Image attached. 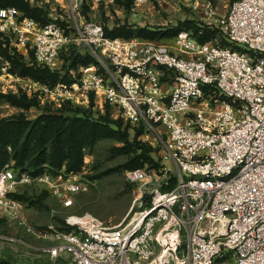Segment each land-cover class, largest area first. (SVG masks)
Listing matches in <instances>:
<instances>
[{
	"label": "built area",
	"instance_id": "2783aa9c",
	"mask_svg": "<svg viewBox=\"0 0 264 264\" xmlns=\"http://www.w3.org/2000/svg\"><path fill=\"white\" fill-rule=\"evenodd\" d=\"M85 1L69 0L67 16L45 23L0 4V36L15 34L38 66L53 70L71 48L91 54L92 62L69 70L70 81L44 88L47 100L89 106L93 96L150 130L162 127L176 182L144 167L127 169L139 190L130 219L109 225L90 212H68V228L36 231L13 196L19 187L42 186L69 208L90 184L64 170L34 174L6 163L0 211L45 239L40 253L54 263L216 264L230 252L235 264H264V0H234L219 15L212 0H174L202 7L234 46L201 43L187 30L171 44L111 37L101 25L78 21ZM21 241L0 231V250Z\"/></svg>",
	"mask_w": 264,
	"mask_h": 264
},
{
	"label": "rangeland",
	"instance_id": "374dc122",
	"mask_svg": "<svg viewBox=\"0 0 264 264\" xmlns=\"http://www.w3.org/2000/svg\"><path fill=\"white\" fill-rule=\"evenodd\" d=\"M33 6L42 8L48 18L56 14L68 15L69 0H28ZM216 6L217 15L223 14L228 9L232 0H212ZM80 23H96L103 29L112 30L115 27L126 25L134 32L140 28H145L150 32L149 36L132 34L125 39L137 38L140 40L156 41L171 44L179 33L185 21L192 23L185 24L189 30L196 27L206 28L209 33L208 42L227 44L234 46L226 33L216 25L214 19L203 13V8L177 4L174 0H149L148 3L139 6H132L131 9L124 8L119 0H86L80 11L78 18ZM179 29H181L179 31ZM187 30V31H189ZM190 32V31H189ZM123 36V35H121ZM8 40L9 53L20 59L27 66L35 63L34 54L31 47L23 46L15 34L11 37H1ZM5 46V43H4ZM75 51L71 48L62 53L58 63L57 71L68 75L67 81L72 76L69 70L77 72L82 64H70L69 56ZM87 54L84 53L82 55ZM48 79L36 78L34 75L22 74L20 66L0 51V118L11 117L23 114L29 119L36 118L43 111L58 112L59 108L69 102H64L59 107L51 103L46 98L44 88L49 85ZM25 95L34 104L29 107H19L6 99L4 94ZM72 105V104H71ZM90 118L96 119L107 116L105 124L116 127L121 126L129 135L130 142L144 144L150 148L152 160L144 159L142 167L155 173L160 180L170 178V185L176 182V163L167 156L164 145L165 132L162 127L156 131L150 130L140 119L131 121L127 119L119 107L108 104L100 106L91 97L89 106L85 107ZM103 123V121H101ZM104 124V123H103ZM86 132L82 140L83 164L79 171L69 172L76 174L80 179L89 182L87 191H80L74 194V203L71 207L65 208L63 204L53 196L48 190L38 185H27L18 188V194L31 196L38 199V203H31L29 200H21L23 208L21 210L22 219L28 222L34 230L43 231L49 224L58 227L68 228L66 220L68 212L84 213L90 212L101 218L109 225H116L125 218L130 219L139 209L138 185L130 182L126 178V163L138 151L131 150L120 136L108 132L99 126L85 127ZM9 163L15 164L12 159ZM165 168H168L167 173ZM163 189H167L165 185ZM152 195L146 194L142 200L144 205H148ZM0 231L18 236L22 239L20 243L13 244L10 248L0 250V258L9 259L21 264H69L65 257L60 258L58 263L51 261L45 253L41 252V247L46 244V240L38 234L34 235L26 231L20 220L5 215L0 211ZM216 264H234L232 255L224 259H217Z\"/></svg>",
	"mask_w": 264,
	"mask_h": 264
},
{
	"label": "trees",
	"instance_id": "16d2710c",
	"mask_svg": "<svg viewBox=\"0 0 264 264\" xmlns=\"http://www.w3.org/2000/svg\"><path fill=\"white\" fill-rule=\"evenodd\" d=\"M133 2L134 0H119V3L127 9L132 8ZM0 4L6 7L15 6L24 15L33 17L42 23L49 20L42 8L33 6L28 0H0ZM182 23L183 27L181 29L189 30V27L184 25L192 22L185 21ZM104 31L111 37H129L134 33L141 36L150 35V32L146 31L145 28H140L134 32L126 25L115 27L112 30L105 29ZM189 31L201 43L207 42L209 39V33H207L209 31L206 28L196 27L194 30ZM8 48V40H4L0 36L1 53L11 59L13 63H16L17 66H20L22 74H31L36 78H46L49 85L56 84L60 80L67 81L68 75L66 73L53 70L49 67H41L37 64L27 66L20 59L10 54ZM69 58L70 64H76L77 62L87 64L94 60V57L89 53L82 55L76 54L75 51L72 52ZM4 96L12 104L19 107H29L34 104L31 99L23 94L8 93L4 94ZM71 104L61 106L58 112L43 111L34 119H29L21 113L11 117L0 118V170L13 159L15 161V164H13L15 168L27 170L34 174L41 173L45 169L52 173H58L62 170L67 173L79 171L83 164L81 142L86 134L84 132L86 126L88 128L93 126L102 127L108 132L120 136L127 145L132 147L131 150L136 152L140 149L126 163L128 169L142 167L144 159L152 160L150 148L144 144L130 142L128 133L119 124L115 128L105 124L104 121L107 120V116L103 115L92 119L86 111V106ZM13 196L19 200H29L31 203L39 202L38 199H32L29 195L18 194L17 192H14ZM229 255L231 253L227 252L217 259H224ZM0 264L21 263L0 258Z\"/></svg>",
	"mask_w": 264,
	"mask_h": 264
}]
</instances>
